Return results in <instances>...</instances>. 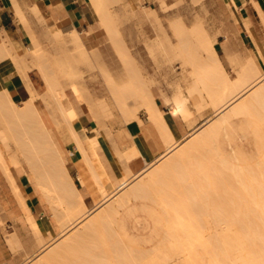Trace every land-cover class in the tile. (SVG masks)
Wrapping results in <instances>:
<instances>
[{
    "label": "rangeland",
    "instance_id": "obj_1",
    "mask_svg": "<svg viewBox=\"0 0 264 264\" xmlns=\"http://www.w3.org/2000/svg\"><path fill=\"white\" fill-rule=\"evenodd\" d=\"M154 2L155 0H124L120 5H112V3L109 4L110 11L112 12L111 21L110 19H108V24L104 28L105 25L102 24L103 21L101 20L100 16L93 8L89 0V6L91 7L90 12L92 10L91 22L89 24H85L84 26H79V28H76L77 31L81 33L80 36L82 38L83 44L85 45L86 53L89 56V58H87L91 59V63L89 64L84 62L86 61V58L84 59L83 55H81V49H78V46L74 44V41H72L71 34H69V28H65L64 30L48 29L45 34L39 36L40 42L42 43V46L44 48L45 55L49 62L56 69L58 77H60L59 80H63V78L65 79V81L63 82L60 81L61 84L63 83L62 86L66 83V85L64 86L71 87V84L75 83L76 85H80L81 87H86L87 91L91 93V97L94 103L108 104L107 108L104 109L101 113L102 124L99 128V131H101L100 147L107 141L112 144L110 141L111 134L119 135L124 141H126L128 138L127 125L129 124V122L126 121L127 118L125 112L122 110L121 105L116 100L114 95H112L111 85L115 82L120 86L131 84L135 80L133 79L134 72L135 75L138 74L140 76L139 80H142L145 85L152 89L156 98V102L161 107V109L167 108L169 110H174L176 108V100L185 101L186 109L190 114H185L177 108L176 113L183 119L189 129H191L193 126L201 124L204 120L213 117L215 113V104H210V100H208L209 98H207V91L203 95L199 91V89H194L196 80L195 70L200 66V63L196 59V50L195 48L193 49L194 45H192L193 47L189 46L192 43L183 44L181 43L180 38L174 34L172 25L175 21L182 19L188 27L193 28L196 25H200V23L204 20L201 23V26L206 28V30L210 32L211 35L217 38L215 47L219 52L220 57H224V48L227 51L230 64L226 63L225 68L229 74L230 79H232L233 81H235V79L238 77V73L231 66L232 57L244 62L255 60L260 67L258 60H256L253 56L249 54L236 56L228 48L230 47L232 50L234 48H237L240 29L237 24V19L228 16L225 17L224 13L227 10H230L233 13L237 9H239L242 4L239 8H236L232 4L227 3L225 0H204L200 3L197 0H165V6H163L162 8V0H156V2ZM166 3L169 5H167ZM195 3L197 4V7L195 6ZM175 7H178L177 10ZM36 8L37 7H34L33 9L28 8L27 12L25 10H23V12L25 18L28 16V18L30 17L29 21L31 19L39 26H41L44 24L43 18L41 17L40 12L36 14ZM166 8H169V11H166L167 13H165L164 11ZM221 9L224 13L221 11ZM15 12L18 16L16 8ZM154 12L158 16V20H156V18L154 17ZM107 22L103 23L106 24ZM197 22L200 23L198 24ZM24 24L27 29H30L28 24ZM244 25L245 28L250 30V24L246 22L244 23ZM118 27L120 28L118 29ZM65 30L67 31L66 33L63 32ZM58 33L60 35H58ZM57 35L60 37H57ZM119 40H121L120 42H122L120 44V47L119 42L117 43V41ZM223 41H226V43H223ZM121 48L126 51L128 49L129 52H127L131 54L132 59L126 57V54L120 55V52L118 50H120ZM29 49L30 48L27 47L24 50L17 49V51L19 54L25 55L29 53ZM120 51L121 53L125 52H122V49ZM186 55L190 56V58ZM124 58H128V61L126 62L125 59L124 62ZM87 61L90 62V60ZM129 63L131 65H129ZM90 64H92V66H90ZM11 65H13L18 72V68L13 63H11ZM69 67H71L72 74L65 71V69H68L69 71ZM260 69L261 73L264 74V66L263 69L261 67ZM33 70H35L33 76L36 79L35 81L38 83L36 89L37 93L39 94V97L36 100L37 108L42 112V115L45 119H50V121L48 122V126L54 134V139L58 147L63 151V153L68 157V160L71 162L72 156L73 154H76V151L74 149H69L68 147L66 148L63 145L62 139L64 138L59 131V125H67V123H65V121L67 122V120H64L65 117L63 116V113L58 110L55 103L52 102L51 104H47L45 100L41 99L42 96L45 97L46 92L48 91V86L42 73L40 72V69L36 66L33 68ZM65 72H67V74L69 73L70 75L67 76H71V78L68 79ZM70 79L72 83H70ZM70 87L68 89L64 87L65 92L66 94L68 93L67 95L70 96L71 101H75L72 102L73 104H75L76 109L80 112L81 123L86 129V133L89 136L97 134L92 120L88 116H86L87 112L86 110H84V105L77 100L76 94L73 95V87H71L72 90L70 89ZM200 90H202V92L205 91L203 90V88H201ZM198 92L200 93L197 94ZM40 95L42 96L40 97ZM200 95H203V100ZM210 99L211 101H213L212 98ZM204 101H206V103L202 104V102ZM208 102L210 106L208 108L202 109L201 107L209 105ZM117 104L119 105V107ZM199 108L202 110H199ZM126 109L132 115H137L138 119H140L141 121H145L147 118V114L145 113L144 108L141 106V97L139 95L128 94ZM133 111H135V113H133ZM0 121L3 122L4 120L2 121V119L0 118ZM1 122L0 139L3 143L0 142V148L3 150L7 158L11 159L13 150H18V146L15 144L14 139L10 137L9 129L5 125V121L3 122L4 124ZM231 123L232 126L229 131H225V134L220 136L218 140L219 145L223 149L227 160L226 166L224 165L225 163L217 157V154L213 151V148L205 149L200 155L195 154L196 162H193L190 165L191 169L193 171H196V173L193 172L194 176L191 180V185H188L189 171L186 170V168L177 170L178 175L185 176V178H187V181L184 182V186H182L181 188H175V190L177 191L174 195L176 201H174L172 204H163L161 201L164 194L163 192L165 190V186L162 183L159 185L156 184L146 186V190L143 193V196L132 201L129 207V209H131V213L125 217L124 221L126 222L127 230L134 241H127L126 244H124L125 249L122 251L120 250L121 252H119H124V257L122 256L121 258L116 260L115 264H126L124 262L126 260L125 255L129 256V254H132L131 257L133 255L135 257L136 255H139L138 257H140V254H146L147 256L154 253L153 250L155 251L157 247L160 248V245H163L162 247H164V239L166 238V236H168L167 228L173 227V223L181 221L180 219L173 218V215L180 213V204L177 201V198L181 197L183 199H186L187 201L185 202V205L192 208L193 212L198 214L201 213V210H203L202 207L205 205L202 203L201 199L198 198V193H201L203 194V196L207 197V205L213 206L217 208V210L222 214L230 216L229 219H224L221 221L225 223L228 222L239 224L238 226L228 227L229 232L228 235H226L228 238L264 239V201L261 200L262 195L260 194L264 192V185L263 187L259 186L260 183L264 184V174H262L264 173V171L261 172L262 170H264V127L263 125H259L255 118L248 117L247 115L240 117L238 116L235 118L233 117ZM3 128H6V130H4ZM106 132L110 133V135ZM9 143H13L15 147L6 152L3 144L7 145ZM102 149L103 148L101 147L100 152L102 151ZM19 156L21 161L20 167L26 169L27 172H29L30 165L28 163V160H26L27 157L24 155V153H19ZM112 158H114L113 155L110 159ZM205 159H208V171H204L201 168L205 163ZM105 161L106 160H104V162ZM202 161H204L203 164ZM113 164L119 168H123L117 161H113ZM228 164H232L229 167L233 166V170H230L231 168L228 167ZM249 166L251 167V169L254 166L255 168L258 167V169H256L257 171L255 172V168H253V173ZM190 167L188 165V168ZM237 167L240 168V171ZM245 167H247V169H245ZM12 169L15 170L17 169V167L12 166ZM241 169H243V171H241ZM155 170L156 166H152L148 170L147 175L144 174L142 179L134 178L135 175L132 172L129 175V186H127L125 190L118 194L110 203L112 204L113 202H115L116 199L124 195L126 192L130 191L139 183H147L149 176ZM49 171L51 172V176L49 178L52 180L55 178V176L52 169ZM123 171L124 170H121V172ZM115 172L118 175H120L121 173L119 171ZM230 172L232 173V176L235 175V178L233 177L235 180H232V176L229 175ZM247 172L252 175H249ZM70 174L73 177L78 188L82 190L83 188L77 179V170L75 167H72L70 169ZM209 174L213 175L214 179L217 178L218 182L216 183L217 185H219L221 190L216 184L215 185L218 187V189L216 186H214V184H212L213 178H209L206 176ZM247 174L248 177H243V175ZM254 174L257 175L253 176ZM260 174H262L263 176ZM109 175L112 180L116 179L113 173H109ZM258 175L260 176V178H262L260 181L257 180V183L260 182L259 185H257L261 189L260 190L258 188L261 192L254 193L252 191H254L257 186L253 184L255 188L252 190L253 185L250 184L249 181H251V178L253 176L254 178L252 179L251 183H255L256 177L257 179H259ZM228 176L230 177L228 178ZM243 178L245 179L243 180ZM246 179H249L248 187H246L248 184L245 181ZM181 181L182 180L180 178L176 180L177 183ZM242 182L247 183L245 184L246 186H243ZM250 185V190L252 191L248 190L249 192H247L246 190L249 189ZM11 187L13 189L12 185ZM215 189L217 191V194L220 193L219 191H223V194H218L219 197L214 196ZM178 192L180 193L177 194ZM89 202L90 203L88 209H91L94 207V203H92L91 200ZM21 213H24L23 210H21ZM52 215L53 213L51 212V218L54 221V231L52 235H46L45 243H47L49 247H56V245L60 243V241H62L64 238L60 237V223L56 221L55 218L52 217ZM39 218L40 217H38L37 219L39 220ZM93 219L94 217L91 220ZM213 228L215 229V227H212L211 229ZM238 231L241 232V235L236 234ZM98 235L96 236L95 240H98ZM91 241H87L89 243L85 242L82 247L88 246L89 248H96L95 245L97 243L98 245L96 246L100 245L98 241H93V239ZM94 242H96V244H94ZM166 244V249H169V243L166 242ZM90 245H92V247ZM103 245L100 247L103 248ZM130 246L132 247V249L130 248ZM169 246H171V244ZM126 247H128L130 250H127ZM174 249L168 250L170 252L168 256L172 259L173 257L170 256L171 254L174 255L175 259H177L175 260L173 258L172 260H174V262L171 260L170 263L175 264V262L179 261L178 264H181L180 262L185 260L187 256L185 259L183 258L185 256H178V258L177 255H175L176 253L174 252L178 249ZM49 250H47V248H40L39 245H37V249L32 257L41 254H48L47 252ZM243 251L245 253H243L241 257H245L250 253L247 248H242L237 252L241 253ZM77 252H79V250H77ZM85 252H87V250ZM164 252H167V250H165ZM180 253L183 254L182 252ZM180 253H178L177 251L178 255ZM92 254L102 255V252L100 253L97 250L92 252ZM92 254L90 255V257L92 256ZM229 254L234 255L235 252H229L228 250L222 253L218 252L214 256L209 257L206 262L211 264L221 261L225 262ZM90 257L86 256L87 259L84 257L82 260L79 259L80 262L78 264H86L85 260L90 261L91 264H95L96 262L99 263L100 261L104 262L106 260H102V258L107 257V255L103 257L101 256L102 258H99V256L98 258ZM110 258L111 257L108 258L109 262L107 260L108 264L113 263V260L111 262ZM136 258H134V261H136ZM128 259L130 261L128 263L130 264L133 259L130 260L129 257ZM141 260L143 261V259ZM69 262L71 263V261ZM74 262L75 260L72 261L73 264H75ZM103 262H100V264H103ZM186 262L183 261L182 263L187 264ZM29 263V260H27L24 264ZM143 263L145 262L143 261Z\"/></svg>",
    "mask_w": 264,
    "mask_h": 264
},
{
    "label": "crops",
    "instance_id": "obj_2",
    "mask_svg": "<svg viewBox=\"0 0 264 264\" xmlns=\"http://www.w3.org/2000/svg\"><path fill=\"white\" fill-rule=\"evenodd\" d=\"M239 1L242 6L233 13L230 10L224 13L221 9L225 17L228 16L237 19V24L240 29L237 48L233 49L235 52L230 47L228 48L236 56L248 54L253 56L258 60L260 67L263 69L264 23L256 3L264 15V0ZM18 3L26 12L28 8L33 9L37 7L41 13L44 24L39 26L31 19L29 21L30 17L28 18L27 16L26 21L30 28L27 29L25 24L19 20L12 2L9 0H0V45H2L4 41H10L16 51L17 49L24 50L29 47L28 54L20 55L25 57L33 68L37 66L40 69L44 59L49 62L39 39V36L45 34L48 29L64 30L65 28H69L72 41L73 34L76 33L85 48L80 36L81 33L78 32L76 28L91 22L92 10L90 12L91 7L89 6V0H18ZM246 22L251 25L250 30L245 28L244 23ZM63 32L66 33L67 31L65 30ZM223 43H226V41H223ZM223 55V58L219 55L218 62L198 60L200 63L198 68L217 67L218 72L226 74L229 77L225 64L230 63L225 48ZM11 63L12 62L1 65L0 72L6 78L5 84L9 90L12 101L18 105H22L28 100L31 89L37 92L38 83L33 76L35 70L31 69L28 72L27 79H24ZM250 63H253V66L258 68L261 72L255 60L244 62L231 59V66L237 71L238 76L242 68L249 66ZM49 64L52 69L56 71L50 62ZM197 69L195 70L196 80L198 78ZM40 72L46 81L45 75L41 69ZM139 79L140 78H137L135 79L137 81L134 80L131 83L135 86L131 92H127L126 108L128 94L139 95L141 97V106L144 108L147 118L145 121L142 120V122L138 119L137 115H132L125 108V115L127 118L125 119L129 122L127 125L128 138L126 141L119 135L111 134L110 141L112 144L107 141L105 144L101 145L103 149L100 152L101 131H99V128L102 124L101 113L108 105L106 103H95L97 112H88L86 110V116L92 120L94 128L97 131L95 135L89 136L85 132L86 139L76 140L72 138L70 129L66 124L63 126L59 125L60 134L64 138L62 139L63 145L66 148L68 147L76 151V154L72 156L71 162L58 147L54 139V134L48 126L50 119H45L40 111L50 139L58 153L59 161H56V164L59 171L54 174L55 178L51 180L49 178L51 176V172L49 171L51 168L50 160L46 158V171L37 179L30 164L29 172L20 167V156L16 149L13 150L11 159H7L9 160L8 162L12 164L15 159H13V157L18 158L19 166L12 164V166H16L17 169L13 170L11 167L12 178L15 183L14 186L12 179L7 175L4 169H1L3 168L2 165L0 166V264H24L27 260L36 259L40 255L32 256L37 249V245H39L40 248H47V250L54 248L49 247L47 243H45L46 235H52L54 231V221L51 218V212L53 213L52 217L60 223V237L64 238L60 241V243H62L67 235L77 232L78 229L90 222L93 217H97L105 207L111 205L110 202L114 198L108 200L109 202L101 199L99 195L100 187L107 182H109V184L111 182L112 189L114 188L111 194L113 195L115 192L114 197H116L129 186V175L132 172L135 175L134 178L142 179L144 174L147 175L148 170L152 166H156V170L149 176L147 183H139L122 195L125 196L126 202L125 205L119 209L114 228L125 242H132L134 240L127 230L124 219L131 213V209H129L130 204L133 200L143 196L146 186L159 185L162 183L165 186V190L161 201L163 204H172L176 201L174 198L175 192H177L175 188H181L184 186V182L187 181L185 176L178 175V169L182 170L186 168V170L189 171L188 185L192 184L193 172L196 173V171H193L190 165L196 162L195 154L200 155L203 150L213 148L217 157L221 161L227 162L224 151L220 147L218 140L220 136L225 134V131H229L231 128V120L222 127L217 136L209 132L212 123L217 119L215 113L213 117L189 129L183 119L176 113L177 108L185 114H190L186 109L185 101L176 100V108L174 110H169L167 108L161 109L156 102L152 89ZM196 80L194 89H198ZM115 84L118 87H124V85L120 86L116 82ZM131 84L125 85V87H129ZM214 90L219 91L220 88L217 86ZM147 101H151L150 107ZM35 105L37 107L36 102ZM75 110L80 117V112L76 107ZM133 113H135V111H133ZM255 120L259 124V121L257 119ZM81 126L85 129L82 123ZM3 129L6 130V128ZM106 133L110 135V133ZM0 142L2 141L0 140ZM3 145L6 152L15 147L13 143ZM112 155L114 156V158H112L113 161H117L123 168H119L113 164L112 159H110ZM103 159L106 161L104 162ZM203 163L204 161H202V164ZM207 163L208 159H205V163L201 167L202 170H209ZM188 165L190 168H188ZM72 167H75L77 170V179L83 188L82 190L78 188L70 174V169ZM121 170L124 171L121 172ZM115 171L121 172L120 175L116 174ZM109 173H113L116 179L112 180ZM206 176L214 179V176L211 174ZM178 178L182 180L178 182L179 184L176 182ZM212 184H214L213 181ZM16 189L21 190V193L24 195L26 207L21 205V200L17 196ZM43 189L46 190V193L43 192ZM66 191H69L71 195L66 197ZM50 192L52 197L48 194ZM179 193L180 192L177 194ZM80 197L83 198L82 202L84 207L86 206V209H84L80 215L69 218L67 212L69 206L71 208L78 207L81 204L79 201ZM94 198H98V200L95 201ZM198 198L205 204L202 207L203 210H201V213L198 214L194 213L192 208L185 205L186 199L181 197L177 198L180 204V213L173 215V218L180 219L181 221L173 223V226L191 227L192 225L195 226L197 222H200L201 226L213 227L212 214L214 212V207L207 205L208 199L206 196H203V194L198 193ZM90 200L94 203V207L88 209ZM21 210H23L24 213H21ZM28 211L35 215L40 234H36L28 222ZM38 217H40L39 220L37 219ZM194 236H196V234L192 237Z\"/></svg>",
    "mask_w": 264,
    "mask_h": 264
},
{
    "label": "bare ground",
    "instance_id": "obj_3",
    "mask_svg": "<svg viewBox=\"0 0 264 264\" xmlns=\"http://www.w3.org/2000/svg\"><path fill=\"white\" fill-rule=\"evenodd\" d=\"M9 1L14 4V7L16 8V10L18 12V16H19V19L21 20V22L28 24L26 21L23 9L19 5L18 0H9ZM122 1H124V0H90L93 8L97 11L98 15L100 16V18L103 22H107L108 19H110V21H111L112 12L110 11V8H109L110 5L109 4L112 3V5H118V4L120 5L122 3ZM197 1L200 3L201 1H204V0H197ZM225 1L229 4H232L236 8H239L241 6V3L239 0H225ZM155 2H156V0H155ZM164 4H165V0H162V3H161L162 8H163V6H165ZM167 5H169V4H167ZM195 6L197 7V4ZM256 6H257L258 10L260 11L259 13H261L260 16H262L261 18L263 19V23H264V15H263L262 11L260 10L257 3H256ZM169 8L168 9L166 8L167 10L166 9L164 10L165 13H167L169 11ZM177 8H176V10H177ZM171 9H173V8H171ZM34 12H35V10H34ZM36 12H37L36 14H38L40 12L38 8H36ZM153 14H154V17L156 18V20H158V16L155 14V12ZM103 22H102V24L105 25L104 26V28H105L106 25L108 24V22L106 24ZM109 23H111V22H109ZM197 23L199 24L200 22H197ZM201 23H200V25H196L193 28H191L185 24L184 20L180 19V20L175 21L173 23L172 28H173L174 34L180 38L181 43H183V44L192 43L189 46L194 45V47L193 46L192 47H193V49L195 48V50H196V51L195 50L194 51L196 52V59L197 60H208L209 62H214V61L218 62L219 54L215 48L217 38L215 36L211 35L210 32H208L206 30V28L202 27ZM119 28L120 27H118V29ZM58 35H60V34L58 33ZM58 35H57V37H60ZM73 41H74V44H76L78 46V49L79 48L81 49L80 51H81V55H83V58L84 59L86 58L85 59L86 61H84V62L88 63V64L91 63V59H88L89 56L86 53V50L83 47L79 36L76 33L73 34ZM120 41L121 40L117 41V43L119 42V47H120V44L122 43ZM116 46H117V44H116ZM192 47H190V48H192ZM121 49H122V52H124V51L125 52L121 53V51H120ZM121 49L118 50L120 52L119 53L120 55L126 54L125 55L126 57H128L129 59L130 58L132 59L131 54L128 53L129 52L128 49H127L128 52L126 50H123V48H121ZM187 57L190 58V56H187ZM128 58H124L123 59L124 62H125V59L127 62ZM192 58H194V57H192ZM231 59L234 60V57H232ZM87 60H90V62ZM9 62H12L16 65L19 73L21 74V76L24 79H27L28 72L31 69H33V66L26 60L25 57L21 56L15 50L13 44L10 41H4L2 43V45H0V66L3 64L9 63ZM132 62H133V60H132ZM233 62H235V61H233ZM130 63H129V65H131ZM90 66H92V64H90ZM40 69L45 75L46 83L48 86V89H47L48 91L46 92L45 97L40 95V97L42 96L41 99L45 100L47 102V104H49V103L51 104L52 102L55 103L58 110L63 113V116L65 118L63 116L62 117L64 118V120L65 119L67 120V122L65 121V123H67V126L70 129V133H71L72 138H74L76 140L86 139L87 138L86 134H85L86 131L81 126V122H80L81 119L75 110V104H73V102H75V101L72 100L73 101L72 102L70 99V96L67 95L68 93L66 94L65 89H64V87L65 88L68 87V86H64V85H66V83L63 85L64 86L63 87L62 86L63 83L61 84V82H60V81H62V82L65 81V79L63 78V80H61V79L59 80L60 77H58L57 72L52 69V67L50 66L49 62L46 61V59H44L43 65L40 66ZM217 69H218L217 67H215V68H198L196 71L197 76H198V78L196 80V85H197L199 91L203 95L207 91L208 97L207 96L206 97L209 98L208 100H210V104L211 105H212V103H213V105L215 104V106H214L215 116L217 119L214 121V123H212L211 127L209 128V132H211L212 134L217 136L219 134V132L221 131L222 127L225 124H228L229 121L232 120L233 117L235 118L238 116L240 117V116H245V115H247L248 117H253V118L257 119L259 121V124L261 126L263 125V127H264V74L261 73L258 68L254 67L253 63H250L249 66L242 68V71L239 73L238 78L235 81H233L226 74L218 72ZM65 71L72 74L71 67H69V71H68V69H65ZM67 72H65L66 76L67 75L69 76L70 74L69 73L67 74ZM68 76H67L68 79L71 78V76L70 77H68ZM137 78H140V76L138 74L135 75V72H134L133 79H137ZM5 80H6V78L0 72V118L2 119V121L3 120L5 121V123H6L5 125L9 129L10 137L14 139L15 144L18 146V150H17L18 154L24 153V155L27 157L26 160H28V163L31 165L33 172H34V175L36 176L37 179L42 174H44L46 171V163H45L46 158L50 160V165H51L50 170L52 169L53 173L56 174L59 171L57 164H56V161H59L58 153H57L56 147L54 146L53 142L50 139V136H49L48 131L46 129V125H45L43 118L41 116V112L35 105V102H36L37 98L39 97V94L36 91L31 89L30 90L31 91L30 96H29L28 100L25 101L22 105H18L12 101L9 90L5 84ZM70 83H72L71 79H70ZM71 85H72L71 87H73V90H74V92L72 91L74 93L73 95L76 94L77 100L84 105V109L87 110L88 112H97V107H96V105H95V103L91 97V94L87 91V88L83 87V86L81 87L80 85H76L75 83H73ZM134 86H135L134 84H131L129 87H125V86L124 87H118L115 83H113L111 85L112 95H114L116 100L119 102V104L121 105L122 110L124 112H125V108H126L127 92H131L133 90ZM217 86L220 88L219 91L214 90V88ZM71 87H70V89L72 90ZM68 88H66V89H68ZM201 88H203V90H205V91L202 92V90H200ZM200 92H198L197 94H199ZM203 95H200L202 100H203V97H202ZM210 98H212L213 101H211ZM203 103H206V101L202 102V104ZM147 104L150 107L151 101H147ZM208 104H209V102H208ZM210 104L208 106L206 105L207 107L204 106L201 108L202 109L208 108L210 106ZM198 106H202V105H198ZM202 109L199 108V110H202ZM3 122H1V123H3ZM7 159L8 158L5 155V153L2 151V149H0V163H1L0 165H2V167H3L2 169H4V171L7 173V175L12 179L13 185L15 186L14 180L12 178L11 167H12V164L19 166L18 165L19 164L18 158L13 157L14 162L12 164H11V162H8L9 160H7ZM20 164H21V162H20ZM224 165L226 166V163ZM230 165H232V164H230ZM230 165L228 164V167ZM232 167H229V168H231L230 170H233ZM247 167H245V169H247ZM251 167H250V169H251ZM253 168H255V166ZM238 169L240 171V168H238ZM243 169H241V171H243ZM252 169H251V171H252ZM256 169H258V167L255 168V172L257 171ZM263 171L264 170H262L261 172H263ZM230 173H229V175L232 176V173L231 174ZM248 174L252 175L250 173H248ZM248 174L243 175V177L244 176L248 177ZM262 174H264V173H262ZM262 174H260V175H262ZM256 175L254 174L253 176H256ZM234 176H232V180L235 178ZM253 176L251 178V181L254 178ZM229 177L230 176H228V178ZM241 178H242V176H241ZM245 178H243V180ZM258 178L259 179H257V177H256L255 183H251V181H249V179L245 180L247 183L249 181L250 184H252V185L254 184L255 186H257V188H255V186L253 185L252 190L254 188L255 189H254V191H252V190H250V188H251V185H250L249 189L246 190L247 192H249L248 190H250L254 193L261 192L260 191L261 189L259 188V186L263 187L264 184L259 182L260 183V185H259V183H257V182L260 181L262 178H260V176ZM213 182H214V186H216L217 185L216 182H218L217 178L213 179ZM261 182H263V181H261ZM247 183L244 182L243 186H246L245 184H247ZM111 185H112L111 182H110V184H109V182H107L106 184H104L102 187L99 188L100 198L103 200H106L107 202H109L108 200L115 198L114 197L115 192L113 195L111 194V193H113V190H114V188L112 189ZM248 185H249V183L247 184L246 187H248ZM217 186L219 187V185H217ZM216 187H214V188H216ZM218 187H217V189H218ZM219 189H220V187H219ZM256 189H257V191H256ZM115 191H117V190H115ZM214 191H215L214 196L219 197L220 194H223V191L222 192L219 191L220 192V193H218L219 195L217 194L216 189ZM16 192H17V196L21 200V205L26 207V200H25L24 195L21 193V190L16 189ZM43 192L46 193V190L43 189ZM48 194L50 197H52L51 192ZM260 194L262 195L261 200L264 201V192H262ZM68 195L70 196L71 193L69 191L68 192L66 191V197ZM82 199H83L82 197L79 198V201L81 204L78 207L71 208L69 206V208L67 210L69 218L80 215V213H82V211H84V209H86V206L84 207ZM94 200L97 201L98 198H94ZM215 201H214V204H215ZM103 202H105V201H103ZM125 202H126L125 196L119 197L115 202H113L111 205L106 207V209L102 210L101 211L102 213L100 212V214L97 217H95L93 220L88 222L85 226L78 229L77 232L70 233L69 235H67L66 239L62 243L57 245L56 247L50 249L47 252L48 254H45V255L41 254L36 259L30 260L29 264H31V263L32 264H73L72 261H74V260H75L74 263L78 264L80 262V260L83 259V257L84 258H86V256L90 257L92 252L97 251V250L100 253L102 252V255H100V254L96 255L95 254L96 255L95 256L94 254H92V256L90 258H94V257L98 258V256L100 258L101 256L103 257V256L107 255L108 258L109 257L112 258V259L110 258L111 262L113 260V263H110V264H115L116 260H118L122 256L124 257V252L123 253H119V252H121L122 250L125 249L124 244H126V242L117 234L114 226H115L116 216L119 212V209L125 205ZM214 210L215 211L212 214V218L214 220L213 221V227H215V229L214 228L211 229L210 227L201 226L200 222H197V224L195 226L192 225L191 227H183V226L170 227L167 230L168 236H166V238L164 239L165 249H164V247H162L163 245H160V248L157 247V249L155 251L153 250L154 253L147 255V256H146V254H144V255L140 254L141 255L140 257H138L139 255H136L137 258L134 255H133L134 257L133 256L131 257L132 254L131 255L129 254V256L125 255L126 260L124 259L125 260L124 262L126 264H129L128 263V262H130L128 259V257H129L130 260L133 259V261H131L130 264H140V263L141 264H171L170 261L174 258V255L170 254V256L173 258L172 259L169 258L168 255L170 252L168 250H170V249L172 250L175 248V249H178L177 250L178 253H180V252L183 253V254L180 253L178 255L177 251L174 249L175 251L174 250L173 251L176 253L175 255H177V257L178 256L179 257L185 256V257H183L185 259L187 256V258H186L187 262H186V259L183 260L187 264H211V263L206 262L209 257L214 256L218 252L219 253H222L224 251L226 252L227 250L229 252H235V254L234 255L229 254L225 262L221 261V262H216L214 264H264V239L228 238L226 236V235H228V232H229L228 227L229 226L230 227L231 226H238L239 224L238 223H228V222L225 223V222L221 221L224 219H229L230 216L222 214L215 207H214ZM234 218H237V217H234ZM28 222L32 226L35 233L40 234V231H39V228L37 225L36 217L34 214H31L29 211H28ZM194 234H196V236L192 237ZM236 234L241 235V232L238 231ZM97 235H98V240H95ZM92 239H93V241H98L100 243V245L96 246V245H98V243L96 244V242H94V244H96L95 245L96 248L93 247L94 249L89 248L88 246H87L88 248L86 246L82 247V245L85 244V242L91 241ZM166 242L169 243L168 244V247H170L169 249H166V247H167ZM87 243H89V242H87ZM101 243H102V245L104 244L103 248L100 247V246H102ZM94 244H93V246H94ZM120 244H121V246H120ZM170 244L172 247L169 246ZM113 245H115V246H113ZM90 246L92 247V245H90ZM126 248H127V250H130L128 247H126ZM130 248L132 249L131 246H130ZM242 248H247L250 251V253L248 255H246L245 257H241V255L243 253H245L244 251L241 253L237 252L238 250H240ZM103 249H105V250H103ZM77 250H79V252H77ZM84 250L85 251L87 250V252H85ZM165 250H167L168 253L164 252ZM107 257H105V258H107ZM142 257H147V258H142ZM105 258L103 257L102 260H106V261H104V262L100 261V262L101 263L103 262V264L104 263L108 264L109 259L108 258L105 259ZM134 258H136L135 259L136 261H134ZM141 259H143V261L145 263H143V261ZM107 260H108V262H107ZM69 261H71V263ZM172 261L174 262V260H172ZM85 262H86V264H91V262L88 260H85ZM100 262L99 263L96 262V263L100 264ZM178 262H175V264H178ZM182 262H180V263L184 264ZM172 264H174V263H172Z\"/></svg>",
    "mask_w": 264,
    "mask_h": 264
}]
</instances>
